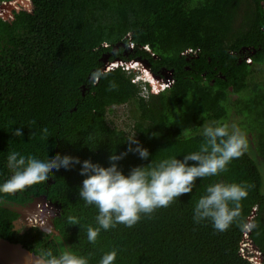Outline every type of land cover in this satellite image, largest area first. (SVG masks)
I'll return each mask as SVG.
<instances>
[{
    "label": "trees",
    "instance_id": "1",
    "mask_svg": "<svg viewBox=\"0 0 264 264\" xmlns=\"http://www.w3.org/2000/svg\"><path fill=\"white\" fill-rule=\"evenodd\" d=\"M3 2L11 9L0 16V184L13 174L7 162L13 151L37 159L67 155L105 168L112 152L127 153L118 161L126 176L135 167L183 160L205 142V126L227 124L232 114L242 118L257 162L247 147L219 175L198 179L191 193L142 214L132 228L101 230L94 244L87 228L98 226L99 213L79 197L86 178L82 165L53 170L44 182L0 193V238L40 256L44 251L58 256L70 247L89 264H99L113 250L114 264H252L240 249L246 227L254 225L247 234L264 264V170L258 162H264V81L255 82L264 72V0ZM106 58L144 61L156 77L169 73L174 82L155 93L149 84L135 82L133 71L103 73ZM131 104L127 131L109 115ZM17 128L20 138L13 135ZM134 138L148 150L147 160L129 151ZM218 182L251 186L238 217L223 232L210 220L193 219L206 187ZM37 197L60 206L57 233L36 226L15 229L19 215L9 206Z\"/></svg>",
    "mask_w": 264,
    "mask_h": 264
},
{
    "label": "clouds",
    "instance_id": "2",
    "mask_svg": "<svg viewBox=\"0 0 264 264\" xmlns=\"http://www.w3.org/2000/svg\"><path fill=\"white\" fill-rule=\"evenodd\" d=\"M130 47L133 49V45ZM144 49L149 51V48ZM113 63L121 66L115 67ZM110 65L107 72L119 68L130 72V69L141 67L135 73V82L140 80L139 82L149 84L155 93L170 88L174 82L169 73H165L163 78L156 77L152 74L150 65L141 60L116 59ZM42 134L47 138V127L42 129ZM202 134L205 142L198 151L183 156V160L171 158L161 161L155 167H151V164L147 167H135L127 176L118 167V161L127 153L117 155L112 152L109 157L110 166L105 168L90 160L81 162L79 158L67 155L57 154L53 158L46 155L43 159H37L13 151L7 157L8 167L13 174L0 184V193L14 194L23 191L48 180L53 170H67L81 164L80 175L86 178L79 189V197L87 205H95L99 213L96 216L98 226L87 228V239L94 244L101 230L107 231L119 224L132 228L141 220L142 214L151 215L159 208L170 206L180 196L191 193L198 179L219 175L233 159L240 158L248 147L246 134L235 126L230 131L228 124L213 122L204 127ZM13 135L22 137V128H17ZM128 143L129 151L137 152L141 159L149 158L148 150L140 146L135 138ZM132 144L137 145L135 149L131 148ZM250 187L247 183L218 182L208 185L205 195L195 205L194 222L199 224L201 221L210 220L217 231H226L238 217L240 202L247 197ZM69 222L78 224L75 217H69ZM252 226L254 225H248ZM245 230L240 252L244 243L256 249L249 240V231L247 232V228ZM253 251L258 252L257 249ZM250 255L255 254L251 252L247 257H252ZM242 256L245 257L244 254ZM116 257L115 250L105 253L99 264H114ZM251 263L253 264L252 261ZM41 264H89V261L86 257L75 254L70 247H65L58 256L52 251L42 252Z\"/></svg>",
    "mask_w": 264,
    "mask_h": 264
},
{
    "label": "water",
    "instance_id": "3",
    "mask_svg": "<svg viewBox=\"0 0 264 264\" xmlns=\"http://www.w3.org/2000/svg\"><path fill=\"white\" fill-rule=\"evenodd\" d=\"M10 9V4L6 3L1 7L0 12L3 11L6 15ZM9 208L19 215L15 221L16 230L22 225H25L26 230H28L37 223L44 232L57 233L54 221L59 216L57 211L60 210V206L48 200L47 197H37L27 205L14 204L10 205ZM0 264H41V256L26 249L20 243H13L0 238Z\"/></svg>",
    "mask_w": 264,
    "mask_h": 264
},
{
    "label": "rangeland",
    "instance_id": "4",
    "mask_svg": "<svg viewBox=\"0 0 264 264\" xmlns=\"http://www.w3.org/2000/svg\"><path fill=\"white\" fill-rule=\"evenodd\" d=\"M4 4H6V2L0 3V9H1V7ZM4 14L5 13H3V11L0 12V16L1 15H4ZM106 59H107V62H105ZM106 59L104 60V66L102 68V72L103 73L104 72H107L111 68V67H108V66L113 62V61H109L108 58H106ZM146 65H149V64L146 63ZM113 66H115V67L118 66L119 67L121 65H119L118 63H116V65H114V63H113ZM138 69H141V67L135 68L134 70L130 69V71H134V73H138ZM148 73H149V71H148ZM139 81L140 80H138L136 82H139ZM263 81H264V72L263 71H260V73H258L255 76V82L260 83V82H263ZM155 90H157V89H155ZM134 108H135L134 104H131V105H123V106H119V107H114L113 108L114 114L113 113H110L109 117L114 122V124L117 125L118 127L124 128L127 131H131V128H129V125L133 124V120L131 118V113L133 112ZM241 119L242 118L240 116H237L236 114H232V118H230L229 121H228V123H227L229 125V128L232 130V127L235 126V127H238L243 133H245L243 131V129L241 128L240 124H239V122L241 121ZM245 134H246L247 142H248V151L251 154L250 156L252 157V159L255 162H257V160H256L257 159V157H256L257 156L256 151L254 150L253 145H251V139H250L251 136L247 132ZM258 162L260 163V166L264 170V162H261L260 159H258ZM58 214L60 215V210H59V213ZM36 225H37V223H36ZM35 226H32V227H35ZM36 227H38V225ZM22 228L24 230H26V226L25 225L20 226L19 229H22ZM245 237H246V239L248 238L247 236H245ZM253 250H256V249H254L251 245H248L247 243H244L242 245L241 252H242V254L245 255V257H247L248 254H250L251 252H253L255 255H250L252 257H247V258H249L250 262L252 261L253 264H261V259H260L261 256L259 255L258 252L256 253Z\"/></svg>",
    "mask_w": 264,
    "mask_h": 264
},
{
    "label": "built area",
    "instance_id": "5",
    "mask_svg": "<svg viewBox=\"0 0 264 264\" xmlns=\"http://www.w3.org/2000/svg\"><path fill=\"white\" fill-rule=\"evenodd\" d=\"M250 62H251V60L248 59V63H250ZM55 212H56V211H55ZM58 213H59V210L57 211V214H58ZM246 228H247V232H248V231H249V227L247 226Z\"/></svg>",
    "mask_w": 264,
    "mask_h": 264
}]
</instances>
